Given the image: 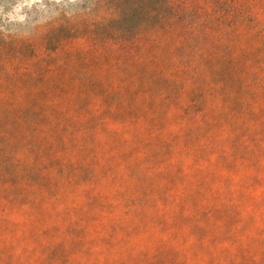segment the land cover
<instances>
[{"label": "trees", "instance_id": "16d2710c", "mask_svg": "<svg viewBox=\"0 0 264 264\" xmlns=\"http://www.w3.org/2000/svg\"><path fill=\"white\" fill-rule=\"evenodd\" d=\"M84 2L13 33L25 67L0 69V264H26L25 227L71 212L92 185L100 195L115 178L112 160L113 170L130 164L119 134L129 144L131 126L148 134L141 158L155 137L173 154L186 119L205 140L217 128L234 133L237 180L256 169L247 196H264V0ZM253 154L259 166L245 170ZM226 200L244 212L236 196ZM240 251L246 264H264L254 248Z\"/></svg>", "mask_w": 264, "mask_h": 264}, {"label": "rangeland", "instance_id": "374dc122", "mask_svg": "<svg viewBox=\"0 0 264 264\" xmlns=\"http://www.w3.org/2000/svg\"><path fill=\"white\" fill-rule=\"evenodd\" d=\"M84 1L0 0V59L7 61L0 69L25 67L15 52L19 39L13 33H29L56 16L57 8L79 10ZM131 128L129 144L124 133L119 134L120 151L134 156L115 170L110 162L115 178L107 177L108 185L101 183L100 195L92 185V192L75 198L71 212H48L20 233L26 264H65L64 257L72 251L69 264H246L240 246L254 248L263 259L264 217L254 222L251 215L264 211V196L257 198L255 190L247 196L256 169L246 173L243 182L237 180L241 150L234 133L217 128L205 140L206 134L195 133L196 124L186 119L172 135L173 154L162 148L167 138L154 136L141 158L137 142L148 134L138 135ZM257 166L253 154L244 169ZM233 195L244 212L226 200ZM108 197L118 203L111 205ZM250 204L260 210L249 214L245 206ZM244 213L248 215L241 217Z\"/></svg>", "mask_w": 264, "mask_h": 264}]
</instances>
